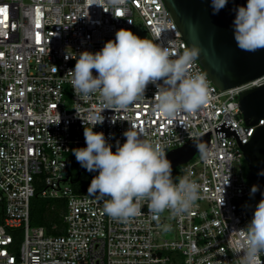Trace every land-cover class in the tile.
<instances>
[{
  "label": "built area",
  "instance_id": "2783aa9c",
  "mask_svg": "<svg viewBox=\"0 0 264 264\" xmlns=\"http://www.w3.org/2000/svg\"><path fill=\"white\" fill-rule=\"evenodd\" d=\"M100 5L101 0H0V9H7L6 17L0 14V264H241L244 253L235 249L242 237L233 231L246 228L257 206L243 146L264 120L248 126L239 97L263 86L264 76L220 90L195 57L189 74L203 75L208 85V100L196 112L159 115L151 83L128 110L104 109L98 92H74L71 56L100 51L121 28L134 34L140 28L172 60L190 49L163 0H126L119 18L107 0ZM103 117L92 130L104 133L113 152L130 127L142 129L141 138L158 143L166 155L209 135L207 156L197 153L172 178L178 183L187 176L199 185L189 212L174 216L165 210L154 219L147 201H140V213L122 222L105 214L107 197L73 190L68 157L86 147L84 128ZM37 195L66 201L64 234L31 226ZM257 264H264V252Z\"/></svg>",
  "mask_w": 264,
  "mask_h": 264
},
{
  "label": "clouds",
  "instance_id": "9594fccd",
  "mask_svg": "<svg viewBox=\"0 0 264 264\" xmlns=\"http://www.w3.org/2000/svg\"><path fill=\"white\" fill-rule=\"evenodd\" d=\"M227 2L211 0L213 14ZM103 3L101 0L102 8ZM107 3L113 7L114 17L123 14L126 0H107ZM235 12L233 28L237 47L247 52L264 49V0H247L246 6H239ZM195 55V51H189L172 60L167 48L121 28L116 31L115 39L107 41L100 51H83L78 58L71 56L76 63L68 74L75 93L87 97L98 92L104 109L114 111L128 110L144 96L147 86L154 84L157 88L154 111L172 119L181 113L196 112L208 100L205 77L190 75L188 71ZM54 70L57 71L56 67ZM103 121L104 117L94 118L92 127L84 128L86 147L72 152L81 167L89 172L98 171L90 182L88 195L108 198L104 200L105 214L127 222L140 213V201H147L154 219L165 210L174 216L189 212L199 198V185L187 176L174 183L166 152L158 143L142 139V129L126 130L125 142L113 152L104 133L92 130ZM196 147L207 156L203 145ZM258 190L253 185L250 194ZM233 232L242 237L235 249V253H244L241 264H257L259 254L264 252V199L257 204L246 228Z\"/></svg>",
  "mask_w": 264,
  "mask_h": 264
},
{
  "label": "water",
  "instance_id": "95a60500",
  "mask_svg": "<svg viewBox=\"0 0 264 264\" xmlns=\"http://www.w3.org/2000/svg\"><path fill=\"white\" fill-rule=\"evenodd\" d=\"M187 42L211 81L220 89L234 88L264 76V49L247 52L237 47L233 21L235 9L246 6L247 0H228L225 7L213 14L211 0H163ZM241 111L248 126L264 120V85L243 92L239 97ZM209 144V135L188 142L166 157L172 170L187 164L197 153L196 145ZM250 187L258 186L254 199H264V126L257 128L252 140L243 146Z\"/></svg>",
  "mask_w": 264,
  "mask_h": 264
},
{
  "label": "trees",
  "instance_id": "16d2710c",
  "mask_svg": "<svg viewBox=\"0 0 264 264\" xmlns=\"http://www.w3.org/2000/svg\"><path fill=\"white\" fill-rule=\"evenodd\" d=\"M75 156L68 157V176L73 190L79 194H88V188L92 178L98 174L97 172H89L75 162ZM79 172L81 174L79 175ZM173 173L172 178H175ZM66 209V201L43 199L39 195L31 201L30 224L32 227H43L49 235H62L65 231L63 223V214Z\"/></svg>",
  "mask_w": 264,
  "mask_h": 264
},
{
  "label": "snow or ice",
  "instance_id": "6c2138e0",
  "mask_svg": "<svg viewBox=\"0 0 264 264\" xmlns=\"http://www.w3.org/2000/svg\"><path fill=\"white\" fill-rule=\"evenodd\" d=\"M0 14H3L5 17L7 16V9H0ZM39 10H37V27H39ZM40 41L39 34H37V42Z\"/></svg>",
  "mask_w": 264,
  "mask_h": 264
},
{
  "label": "rangeland",
  "instance_id": "374dc122",
  "mask_svg": "<svg viewBox=\"0 0 264 264\" xmlns=\"http://www.w3.org/2000/svg\"><path fill=\"white\" fill-rule=\"evenodd\" d=\"M135 34H136L137 36H139L140 38H144L143 31H142L140 28H136V30H135ZM74 160H75V162H77L76 158H75ZM175 171H176V169L172 170V175H173V173H174ZM94 173H95V172H94ZM96 174H98V171H97Z\"/></svg>",
  "mask_w": 264,
  "mask_h": 264
},
{
  "label": "flooded vegetation",
  "instance_id": "af4514ba",
  "mask_svg": "<svg viewBox=\"0 0 264 264\" xmlns=\"http://www.w3.org/2000/svg\"><path fill=\"white\" fill-rule=\"evenodd\" d=\"M81 174V172H79V175Z\"/></svg>",
  "mask_w": 264,
  "mask_h": 264
}]
</instances>
